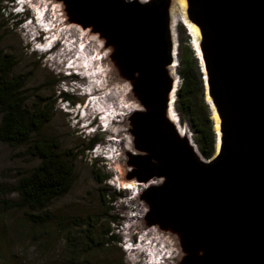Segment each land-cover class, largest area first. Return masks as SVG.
I'll return each mask as SVG.
<instances>
[{"label":"water","instance_id":"95a60500","mask_svg":"<svg viewBox=\"0 0 264 264\" xmlns=\"http://www.w3.org/2000/svg\"><path fill=\"white\" fill-rule=\"evenodd\" d=\"M57 1L66 13L58 27L78 29L84 44L101 39L103 47L91 43L94 58L111 69L109 48L131 83L139 107L127 113L136 149L130 175L140 186L153 182L141 197L148 224L179 235L182 264H264V0H187L201 31L195 52L206 100L220 118L210 158L169 115L181 81L171 74L179 65L173 0Z\"/></svg>","mask_w":264,"mask_h":264},{"label":"rangeland","instance_id":"374dc122","mask_svg":"<svg viewBox=\"0 0 264 264\" xmlns=\"http://www.w3.org/2000/svg\"><path fill=\"white\" fill-rule=\"evenodd\" d=\"M12 1L0 0V51L9 53L15 58L17 65L14 72L22 78L23 92L29 103L40 101L52 108L53 118L43 128L40 136L60 140L59 151L73 165L74 174L70 191L52 201L45 209L13 208L11 204L18 198L14 193V187L23 175L28 174L38 164L39 160L28 155L24 146L0 143V264H155L153 257L149 255L150 251L143 252L141 248L137 249L140 245V235L146 234L153 226L146 220L148 204L141 198L145 192L142 186H147V183L136 186L135 191L128 188L131 186L130 182L136 180V177L131 178L130 175L133 170L130 155L136 151L130 116L122 115V121H119L118 125L115 124L108 133L104 131L107 121H103V115L97 111L98 117L93 123L95 132L91 131L92 122H86L85 118L88 117V109H91L97 97L92 90L93 86L84 88L83 82L88 78L79 68H76L80 70L76 78L78 82L72 84L68 83L70 80H67L63 84L61 79L64 76L61 67H66L62 62L65 46L62 43L60 48H56L54 43L49 42L60 51L59 53L57 51L58 54L54 56L50 55L56 50L53 48L51 52H46V49L50 47L47 43L50 39L45 41L47 40L45 38L44 45L33 44L38 40V33L34 30L39 28L43 32V28L36 24L39 19L35 22H25V17L29 19L31 16L33 18L38 16L36 7L43 14L48 10V14L49 12L51 15L62 13L64 16L65 10H61L59 6L62 3L57 0H45L49 1L48 3L57 1L59 5L51 3L47 7L45 5L44 9L40 6L41 3L44 4V0H34L31 8L36 12L35 15H32L33 13L29 10H18L20 15L15 11L18 6L17 1L14 4ZM175 10L177 14H181L177 4H175ZM24 12H26L25 15ZM44 23L47 24L49 21ZM54 28L55 33L62 30L57 22ZM174 28L176 41L178 43L180 39L187 41L195 49L194 34L185 22L178 20L174 23ZM31 33L33 40L30 38ZM104 51L109 56L107 63L111 67L112 77L109 80L104 79V83H100L101 87L97 86L96 89L100 93L98 95L110 93L112 96L113 88L119 82L123 90V87L130 85L129 90H124V100L130 102L136 100L131 91V83L122 75L113 61H110L112 60L111 50L108 48ZM66 56L71 57L68 54ZM176 72L178 73V67ZM114 75L118 76L117 80ZM66 84L72 86L70 92L75 96L76 101H79L71 110L72 113L67 112L70 108L68 105H64L67 107V111L66 109L64 111L60 104L58 91L61 86L66 88ZM180 84L181 81L178 89ZM176 101L174 103L176 116L186 127L187 135L199 152L194 133L187 119L179 112ZM127 113L130 114L132 111ZM214 114L213 110L212 118L216 128ZM82 120L84 123L81 124ZM116 128L122 129L118 138L119 141L124 138V143L120 145V151L116 152V157L109 160L102 149L110 148L109 138H117ZM92 139H96L93 143L95 145L92 146L95 148L99 144V149H89ZM130 205L137 206L141 212L138 219L136 218L132 223L129 222V216L134 212ZM34 215H40L43 219H35ZM113 218L117 221L109 223ZM125 227H129V230ZM154 227L160 228L158 225ZM107 230H111L115 239L102 246L104 239L108 238L104 237ZM161 231L163 237L155 241V244L159 243L162 247L167 245L171 248L167 258H161V264H182L186 253L182 248L179 235L172 229H161Z\"/></svg>","mask_w":264,"mask_h":264},{"label":"trees","instance_id":"16d2710c","mask_svg":"<svg viewBox=\"0 0 264 264\" xmlns=\"http://www.w3.org/2000/svg\"><path fill=\"white\" fill-rule=\"evenodd\" d=\"M178 73L181 84L177 92V108L185 117L194 133L200 153L205 158L213 156L217 145L212 111L206 100L203 72L195 49L180 39L178 46ZM17 62L13 55L0 51V143L24 146L25 152L39 162L14 187L17 201L11 207L18 209L43 210L52 201L67 194L73 182L74 167L60 153L58 138H42L43 128L52 120L49 105L29 103L23 92L21 76L15 74ZM96 139H92L93 149ZM93 145V146H92ZM35 219H43L34 215ZM113 218L109 223H115ZM111 230L104 233L102 246L115 239ZM111 234V235H109Z\"/></svg>","mask_w":264,"mask_h":264},{"label":"bare ground","instance_id":"6f19581e","mask_svg":"<svg viewBox=\"0 0 264 264\" xmlns=\"http://www.w3.org/2000/svg\"><path fill=\"white\" fill-rule=\"evenodd\" d=\"M29 3L32 5V3L30 2V0H28ZM57 1H51V3L55 4V5H59V3H56ZM50 3V4H51ZM175 4H177L179 6V8L181 9V14H177L176 10H175ZM61 10H64V6L59 5ZM35 7V6H34ZM36 12H40L42 15V19L44 21H49V23L51 24V26L53 27V29H55L54 27L56 26V22H58V15H51V13L49 12L48 14V10L47 12H45V14H43L40 9H38L37 7L35 8ZM59 10V8H58ZM188 2L187 0H173V5L170 8V14H171V18L172 21L174 23L178 22V20L184 21L185 24L187 25V27L189 28V30L194 34L195 40H194V45L197 48V50L200 52V47H199V43L201 40V31L200 28L197 24L193 23L192 21L189 20L188 18ZM66 13H64L65 16ZM51 15V16H49ZM60 15H63L62 13ZM56 17V18H55ZM55 18V19H54ZM56 21V22H55ZM62 25V24H61ZM51 27V28H52ZM80 30V29H79ZM83 31L86 32H90L88 30L83 29ZM57 36L59 37V39L63 42L64 50H63V55L64 57H66V54L70 55V58H75L73 63H77V68L83 70V74L86 75V78H88L85 82H83V86L84 88H89L92 87V90H94V93L97 94V97L95 98V102L93 107L95 108L96 111H99L100 114L103 115L102 120L103 121H107L105 122L107 127L104 129V131H107L108 133L111 132L112 128H114V125L119 123V121H121L122 119V115L124 116L125 114H127V112L130 111H135L136 109H138L139 104L137 102V100H134L132 102L130 101H125L124 100V90H129L130 85L128 84V86L123 87L124 90L121 88V85L119 82H117V85L115 88H113V95L111 96L110 93H106L103 94L101 96H99L98 94H100L97 91V86H100V83H104V75L101 74L98 71V68L100 69V67H102L104 69V72L107 74V72H110L107 68H106V64L99 62V60H97L96 58H94V54L96 52V55L98 54L97 49L95 50L94 47L96 48V45H99V43L101 44V46L103 47V41L100 39V41L98 39H96L97 36H92L91 38H89V42L88 44L84 42H86L85 36L78 31V29H74L71 27V29H68L67 27H62V30L60 29V31L58 33H56ZM98 38V37H97ZM91 43H94V47L91 45ZM68 48V49H66ZM67 51V52H66ZM79 53V54H78ZM78 54V55H77ZM108 53H105L104 55H106ZM62 55V54H61ZM171 74H176V65L174 64L171 67ZM115 76V80H117L118 76ZM113 76V77H114ZM177 77V76H176ZM104 78V79H103ZM93 93V94H94ZM207 95V94H206ZM208 100H211L209 98V96H207ZM173 103H170V109H169V115L170 118L176 123L178 129L180 130L181 134L186 135L187 129L184 125H182L181 121L178 119V117L176 116L174 107H173ZM214 115H215V126H216V130L219 134V124H220V118L218 117V115L216 114V112L214 111ZM117 131V133H115V135L117 136V138H109V142L111 143L110 148L105 147L103 153H106L109 157V160H112L116 157V152L120 151V145H122L124 143V138L121 139V141H119V135L122 131V129L116 128L115 129ZM220 135V134H219ZM131 183V186H129L128 188H131L132 190L135 191L136 186H140L141 184L136 182L135 180ZM153 182L148 183V185H151ZM147 185V186H148ZM145 186H142V189L145 188ZM139 189V187H138ZM130 208L132 209V212H134L133 214H130L129 216V222H134L135 219L140 216L139 212L140 208L138 210V207L136 206H131ZM136 211V213H135ZM126 229L129 230V227H125ZM161 229H157V227H152L151 229H149L146 234L143 233L140 235V245L137 249L141 248L144 251H150L149 255H151L155 261V264H161L160 260L161 258L165 259L167 258V256L170 254V246H165L162 247L161 244L156 243L155 241H159L163 235ZM161 243V242H160ZM162 255V257H161ZM159 260V261H158Z\"/></svg>","mask_w":264,"mask_h":264},{"label":"clouds","instance_id":"9594fccd","mask_svg":"<svg viewBox=\"0 0 264 264\" xmlns=\"http://www.w3.org/2000/svg\"><path fill=\"white\" fill-rule=\"evenodd\" d=\"M17 1V2H16ZM17 3V8L15 9V11L16 12H18V14H20L19 13V11L18 10H21V11H30V12H32L33 14L32 15H35V13L36 12H34L33 10H32V8H31V4L29 3V1L28 0H13L12 1V3L14 4V3ZM30 2H31V0H30ZM20 4V5H19ZM44 11V10H43ZM25 13L26 12H24V15H25ZM45 13V12H44ZM41 13L39 12V14L37 13L36 15H38V16H36L35 18H33V16H31L29 19H27V17H25V19H26V21L25 22H27V21H31V22H35V20H38L39 19V21H41V23L39 22V21H36V24L37 25H40V27L41 28H43L42 29V31L43 32H41L40 30H39V28H37V30H34V32H36L37 31V33H38V40H36V41H34L33 42V44L35 45H44V44H46V42H44V39L46 38L47 40H45V41H48V39H50V41H48L47 43H49V42H51V43H54V45H55V47L56 48H60L59 46L63 43L60 39H59V37L57 36V34L53 31V27L51 26V24L50 23H47V24H45L44 22H48V21H44L43 19H42V14L40 15ZM21 15V14H20ZM28 16V15H27ZM34 27L36 26V25H33ZM52 27V28H51ZM30 38L33 40V37H32V33H31V36H30ZM38 41V42H37ZM50 47L48 48V49H46V52H51L52 50H53V48H54V46H53V44L52 45H50V43L48 44ZM56 48H54V49H56ZM58 50L56 49L53 53H51L50 55H56V54H58L60 51H58V53H56ZM58 56H61V55H58ZM49 57V56H48ZM56 57V56H55ZM63 59H64V61H62L63 62V64L66 66L65 68L64 67H61L63 70H62V72L64 73L65 71L68 73L67 75H69V76H72L73 78H74V81L72 82V84L73 83H76V82H78V79H76L77 77H78V74L80 73V70H78V69H76L77 68V63H73L74 62V60H75V58H67V56L66 57H63ZM63 65V66H64ZM74 69V70H73ZM72 113V112H71ZM92 116H94V118L92 119ZM98 117V114H97V111L94 109V107L92 106L91 107V109H88V117H86L85 118V120H86V122H88V121H90V122H92V125H93V123H95V121H96V118ZM82 123H84L83 122V120H82V122H81V124ZM94 126L95 125H93L92 127H90L91 128V131H93V132H95L94 131ZM107 126H105V128H106ZM81 128H83L82 126H81ZM96 148H98L99 149V144L98 145H96L95 146V148H93V149H96ZM104 149L105 148H103L102 149V152L104 151ZM127 243H125V245H126Z\"/></svg>","mask_w":264,"mask_h":264},{"label":"flooded vegetation","instance_id":"af4514ba","mask_svg":"<svg viewBox=\"0 0 264 264\" xmlns=\"http://www.w3.org/2000/svg\"><path fill=\"white\" fill-rule=\"evenodd\" d=\"M67 74L68 73L66 71L63 73L64 77H62V79H61V82L63 84L67 80H70L68 83H72L74 81V78L72 76L67 75ZM71 88H72V86H70L69 84H66V88H65V86H61L60 90L58 89L59 90L58 92L60 93L59 97L61 99V103H60L61 107L63 110L66 109V111H67V107H64V105H68L70 107L67 111L68 113L71 112V110L74 108V106H76L79 102V101H76L75 96L72 95V93L70 92Z\"/></svg>","mask_w":264,"mask_h":264}]
</instances>
